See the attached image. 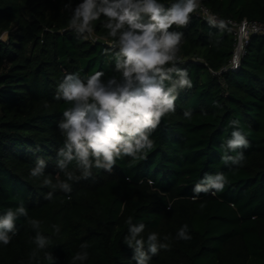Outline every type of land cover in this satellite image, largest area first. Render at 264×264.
<instances>
[{"label": "trees", "instance_id": "trees-1", "mask_svg": "<svg viewBox=\"0 0 264 264\" xmlns=\"http://www.w3.org/2000/svg\"><path fill=\"white\" fill-rule=\"evenodd\" d=\"M200 1L222 19L264 23V0ZM68 3L0 0V215L21 202L28 210L16 220L11 242L0 243V264H72L82 243L89 245L82 264H136L124 243L129 216L146 225L145 240L155 232L169 244L149 264H264V36H251L237 71L214 75L232 56V32L195 12L186 27L173 26L183 33L178 67L187 69L192 87L179 91L175 113L153 132L155 147L146 160L118 159L111 173L93 168L90 178L68 181L72 190L65 193L42 184L45 177L53 184L66 180L56 166L64 139L57 124L70 105L54 99L58 83L66 74L118 75L105 54L111 38L104 18L94 22L96 41L78 35L69 27ZM78 3L71 0V8ZM232 120L249 141L238 150L245 157L242 167L222 162ZM38 158L46 162L45 173L32 177ZM216 173L228 178L225 189L193 201L195 184ZM49 192L51 200L45 199ZM30 219L39 220V231L49 238L35 258L37 230ZM185 224L187 241L176 238Z\"/></svg>", "mask_w": 264, "mask_h": 264}, {"label": "clouds", "instance_id": "clouds-1", "mask_svg": "<svg viewBox=\"0 0 264 264\" xmlns=\"http://www.w3.org/2000/svg\"><path fill=\"white\" fill-rule=\"evenodd\" d=\"M199 7L200 0H174L167 6L160 0H80L72 9L69 0L65 5L72 11L69 27L78 35H91L94 22L104 18L103 27L111 38L110 51L106 50L105 54L111 55L118 75L104 79L105 74L97 71L82 79L77 74H66L58 83L54 99L70 105L57 124L64 139L57 150L56 166L66 180L57 178L53 184L50 177H45L44 186L70 193L68 181L90 178L93 168L111 173L118 159H147L155 147L153 132L165 116L175 113L179 91L192 87L187 69L178 67L183 63L180 58L183 33L172 29L186 27ZM219 27L225 30L227 24L222 22ZM184 117L190 120L191 110H186ZM229 126L233 130L222 144V162L242 167L245 157L238 150L249 147V141L238 120L230 121ZM45 168V160L38 158L30 175L42 177ZM228 183L223 173L205 174L195 184L192 199L197 200L201 193L215 196ZM52 196L49 192L45 199L51 200ZM205 207V203L199 205L201 210ZM27 216L28 210L22 202L0 215V243L8 245L17 231L16 220ZM28 222L37 230L33 240L36 249L32 253L35 258L39 250L49 245V238L39 231V220ZM126 223L128 234L124 243L133 249L132 259L136 264H149L161 249H169V244L162 243L155 232L144 239V223L134 224L132 216ZM53 228L59 233L58 226ZM176 238L191 239L187 224L178 230ZM169 239L164 237V241ZM88 247L87 243L80 245L81 251L72 257V264H82L88 259ZM46 259L54 262L51 254Z\"/></svg>", "mask_w": 264, "mask_h": 264}, {"label": "built area", "instance_id": "built-area-1", "mask_svg": "<svg viewBox=\"0 0 264 264\" xmlns=\"http://www.w3.org/2000/svg\"><path fill=\"white\" fill-rule=\"evenodd\" d=\"M195 13L203 20H206L216 26H219L222 22L226 23L227 28L232 32L234 37V49L228 65L223 67L220 72L214 73V75H221L223 73L237 71L246 53V48L249 44L251 36H264L263 22L247 19H243L241 21L222 19L217 14L213 13L209 8H207L201 1L199 9H197ZM89 38L93 41H96L92 35H89Z\"/></svg>", "mask_w": 264, "mask_h": 264}, {"label": "rangeland", "instance_id": "rangeland-1", "mask_svg": "<svg viewBox=\"0 0 264 264\" xmlns=\"http://www.w3.org/2000/svg\"><path fill=\"white\" fill-rule=\"evenodd\" d=\"M1 38H2L3 40H6V39H7V34L2 35Z\"/></svg>", "mask_w": 264, "mask_h": 264}]
</instances>
